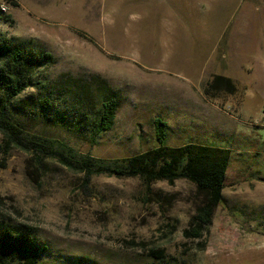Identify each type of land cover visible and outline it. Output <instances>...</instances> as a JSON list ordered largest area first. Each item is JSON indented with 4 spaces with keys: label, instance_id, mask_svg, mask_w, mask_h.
Here are the masks:
<instances>
[{
    "label": "rangeland",
    "instance_id": "1",
    "mask_svg": "<svg viewBox=\"0 0 264 264\" xmlns=\"http://www.w3.org/2000/svg\"><path fill=\"white\" fill-rule=\"evenodd\" d=\"M0 11L3 36L54 57L44 78L77 87L99 74L121 96L96 144L25 122L61 153L123 165L159 146L156 119L169 147L231 150L223 201L193 238L200 197L189 181L149 193L138 178L88 181L51 152L8 148L0 132V220L34 229L48 247L42 264H264V0H0ZM215 76L234 91H209Z\"/></svg>",
    "mask_w": 264,
    "mask_h": 264
},
{
    "label": "trees",
    "instance_id": "2",
    "mask_svg": "<svg viewBox=\"0 0 264 264\" xmlns=\"http://www.w3.org/2000/svg\"><path fill=\"white\" fill-rule=\"evenodd\" d=\"M5 20L0 11V21ZM54 63L49 52L33 49L0 32V132L7 147L34 151L37 157L51 152L64 165L85 173L88 181L99 175L138 178L148 193L158 182L174 185L179 180H187L195 186L200 197L197 213L191 221L193 230L190 235L201 238L204 230L211 227L215 212L223 201L231 150L194 143L169 147L166 145L168 126L156 119L159 146L126 159L123 165H107L90 156L68 157L61 153L65 151L63 143L45 139L39 133H28L25 122L38 119L96 144L104 133L114 128L122 99L99 74L78 78L77 87L70 82L57 87L40 71ZM32 89H35L32 92L34 99L18 101ZM208 90L232 92L234 86L230 78L215 76ZM153 196L160 200V193ZM169 201L172 204L174 200L171 197ZM47 251L48 247L39 241L31 226L0 220V264H42Z\"/></svg>",
    "mask_w": 264,
    "mask_h": 264
}]
</instances>
